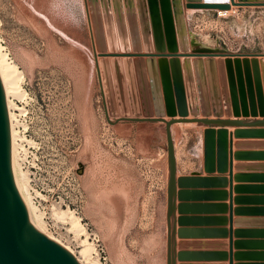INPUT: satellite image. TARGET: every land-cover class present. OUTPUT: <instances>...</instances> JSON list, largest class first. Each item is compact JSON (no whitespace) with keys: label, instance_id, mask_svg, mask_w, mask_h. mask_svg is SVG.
<instances>
[{"label":"rangeland","instance_id":"1","mask_svg":"<svg viewBox=\"0 0 264 264\" xmlns=\"http://www.w3.org/2000/svg\"><path fill=\"white\" fill-rule=\"evenodd\" d=\"M244 1L258 5L218 18L189 6L201 0L154 11L138 0H0V44L26 92L10 96L16 152L45 235L76 258L95 238L109 264H166L169 155L165 124L150 119L264 122V0ZM192 35L226 49L199 51ZM194 126L178 140L182 172L226 169L229 131ZM246 135L251 157L264 156V129Z\"/></svg>","mask_w":264,"mask_h":264},{"label":"crops","instance_id":"2","mask_svg":"<svg viewBox=\"0 0 264 264\" xmlns=\"http://www.w3.org/2000/svg\"><path fill=\"white\" fill-rule=\"evenodd\" d=\"M194 125L198 123L172 126L177 158L174 253L183 255V261L177 264H264V156L251 157L250 135L245 136V131L263 130L264 126H213L218 130L227 129L231 134L233 151L226 169L215 168L213 173H206L201 165L194 171L182 172L178 140L184 129L193 130ZM257 151L264 152V146ZM191 180L193 185H189ZM163 183L159 195L165 219L167 264L168 180ZM252 197L259 199L252 204ZM252 207L258 211L254 216L257 223H252Z\"/></svg>","mask_w":264,"mask_h":264},{"label":"water","instance_id":"3","mask_svg":"<svg viewBox=\"0 0 264 264\" xmlns=\"http://www.w3.org/2000/svg\"><path fill=\"white\" fill-rule=\"evenodd\" d=\"M160 5L165 8L170 0H138L140 6L148 4L152 11ZM210 3L201 0L190 4L195 8L229 10L232 6L258 5L244 0ZM154 15V14H153ZM156 20V19H154ZM158 20V19H157ZM212 52L217 50H201ZM126 120H133L124 118ZM166 125L167 150L169 155L168 208H167V264H176L174 253V213L177 197V158L172 135V126L177 123H199L208 126H264V122H240L210 118H164L150 119ZM0 264H81L63 245L37 230L27 189L12 138L10 116L0 78Z\"/></svg>","mask_w":264,"mask_h":264},{"label":"bare ground","instance_id":"4","mask_svg":"<svg viewBox=\"0 0 264 264\" xmlns=\"http://www.w3.org/2000/svg\"><path fill=\"white\" fill-rule=\"evenodd\" d=\"M219 2H220V0H210V3H219ZM234 11L236 12V9H234ZM190 43H191L192 47L199 48L201 50H225L226 49L225 43L222 40H220V39H214L213 40L208 36L192 35V36H190ZM4 50H5L4 47L0 44V78H1L2 86H3V90H4V96H5V100H6V104H7V109H8L9 116H10L12 138H13L15 149H16V146H17L16 145V139H17L18 135H17L16 130H15V124H16V123H14L15 117H14V114L12 112V108L16 105H12V102L10 101V96L13 95V97L16 96V97L22 99L26 96L25 95L26 92L23 91V89H21L20 87L16 86V80L18 81L20 76H22V72L19 70V68L17 67L16 64L9 61L8 55L4 52ZM32 205H31V208H32V212L34 215L37 230L41 233H44L41 220L38 216H35V213H34L35 209L33 208ZM64 216H65V214H63L61 217H64ZM64 221H65V219H64ZM71 221L73 224L72 229L77 234H84L85 235V233H86L85 229L75 219L74 216H71ZM83 243H82L83 244V250L81 251V254L83 255V258H84V260L82 261V262H84L83 264H97L98 260L94 261L91 259V254L94 250L93 245L86 240L85 241L83 240Z\"/></svg>","mask_w":264,"mask_h":264},{"label":"built area","instance_id":"5","mask_svg":"<svg viewBox=\"0 0 264 264\" xmlns=\"http://www.w3.org/2000/svg\"><path fill=\"white\" fill-rule=\"evenodd\" d=\"M222 1H227L228 3H230V0H222ZM234 9H236V8L232 6L231 9H229V10H218L217 16H218V18L229 17L232 14H235L237 12V10L235 12ZM92 240L97 242V244L95 246V251L93 252V255L97 258V260L100 262V264H109V261H108L107 255H106V251L104 250V248L99 244L98 240H96L95 238H93ZM77 259L79 262L81 260H83V257L81 256V254H79Z\"/></svg>","mask_w":264,"mask_h":264}]
</instances>
